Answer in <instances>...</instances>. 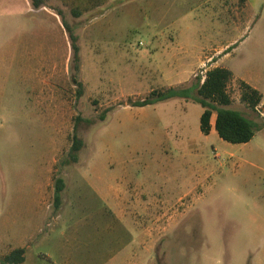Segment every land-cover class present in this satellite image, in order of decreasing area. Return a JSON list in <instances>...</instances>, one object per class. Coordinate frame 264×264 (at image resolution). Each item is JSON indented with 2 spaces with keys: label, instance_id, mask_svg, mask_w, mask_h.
<instances>
[{
  "label": "rangeland",
  "instance_id": "374dc122",
  "mask_svg": "<svg viewBox=\"0 0 264 264\" xmlns=\"http://www.w3.org/2000/svg\"><path fill=\"white\" fill-rule=\"evenodd\" d=\"M236 1L239 15L234 0H226L224 16L218 0H111L75 18L60 0L40 9L32 0H0V264L19 186L47 158L59 159L58 176L74 134L84 142L81 159L124 160L120 178L159 186L162 203L144 214L139 264H264V106L248 109L238 80L230 85L228 108L260 126L246 144L228 143L215 129L204 135V109L194 99L133 107L153 91L194 88L216 67L264 91L262 6L251 11ZM64 21L77 38V59ZM234 22L238 28L218 35ZM180 44L191 56L204 50L198 68L172 67Z\"/></svg>",
  "mask_w": 264,
  "mask_h": 264
},
{
  "label": "crops",
  "instance_id": "0c3cea01",
  "mask_svg": "<svg viewBox=\"0 0 264 264\" xmlns=\"http://www.w3.org/2000/svg\"><path fill=\"white\" fill-rule=\"evenodd\" d=\"M212 1L206 0V3ZM217 4L222 16L230 12L226 0H218ZM236 4L234 0L233 5ZM245 4L251 11L252 5L262 6L264 20V0H246ZM234 11L239 15L241 6L238 4ZM223 25L222 33L218 32V35H224L230 28H238L236 22L234 26ZM259 31L263 33L264 30L260 28ZM228 46L220 47L227 60L233 56L230 51L226 52ZM175 48L178 52L171 57L173 68L200 66V54L204 50L191 56L184 44ZM232 72L234 82L245 81L263 95L261 106H264L262 84ZM214 127L215 121L212 131ZM58 161L57 158L42 160L37 171L33 169L26 175L25 189L19 186L16 196L20 195L21 199L15 205L10 251L24 248L23 264H98L99 260L102 264H129L131 261L139 264L145 252L144 214L150 207L162 203L157 196L159 186L152 183L145 187V183L137 179L130 180L128 173L120 178L117 167L125 164L121 159L83 160L79 157L71 164L64 160V167L57 169L60 173L54 176L52 166ZM58 178L65 183L60 206L55 205Z\"/></svg>",
  "mask_w": 264,
  "mask_h": 264
},
{
  "label": "trees",
  "instance_id": "16d2710c",
  "mask_svg": "<svg viewBox=\"0 0 264 264\" xmlns=\"http://www.w3.org/2000/svg\"><path fill=\"white\" fill-rule=\"evenodd\" d=\"M69 8L71 14L75 18H80L86 13H90L98 8L106 6L111 0H60ZM242 1L243 5L246 0ZM35 9L45 6V0H32ZM61 14V13H60ZM64 26L69 31L72 48L75 52V59L79 52L76 44L77 38L73 36L72 29L64 21ZM234 74L225 67H216L209 69L206 73V80L202 84L201 79L198 80L194 88L175 89L170 88L165 91H153L148 98L135 102L133 107H146L159 102H165L174 98L194 99L196 103L201 105L204 112L200 118V128L204 135L211 134L212 118L216 115L215 131L219 137L231 144L249 143L256 135L260 126L251 119L245 117L241 112L228 108L232 102V95L229 91L230 85L234 83ZM78 91L79 96L82 95L81 87ZM196 89L198 97L194 98L191 94ZM238 89L240 91L241 102L250 110L258 111L263 101V95L255 88L247 84L245 81L238 80ZM106 112L100 116L102 121L106 120ZM76 130L78 125H76ZM71 150L66 164L76 163L79 153L84 148V142L76 134L71 138ZM65 188V183L61 178L56 180L55 205L61 204V193ZM26 250L18 248L11 250L3 258V264H23L25 261Z\"/></svg>",
  "mask_w": 264,
  "mask_h": 264
},
{
  "label": "built area",
  "instance_id": "2783aa9c",
  "mask_svg": "<svg viewBox=\"0 0 264 264\" xmlns=\"http://www.w3.org/2000/svg\"><path fill=\"white\" fill-rule=\"evenodd\" d=\"M205 67V66H204ZM207 69V68H206ZM209 70V69H208ZM208 70H205L204 72H201V83L203 84L204 82H205V80H206V73H207V71Z\"/></svg>",
  "mask_w": 264,
  "mask_h": 264
}]
</instances>
